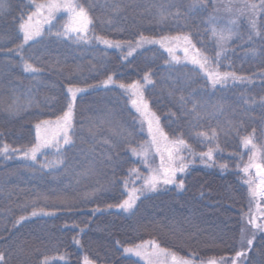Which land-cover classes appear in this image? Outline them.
Listing matches in <instances>:
<instances>
[{"label": "trees", "instance_id": "trees-1", "mask_svg": "<svg viewBox=\"0 0 264 264\" xmlns=\"http://www.w3.org/2000/svg\"><path fill=\"white\" fill-rule=\"evenodd\" d=\"M231 1L232 12L226 11V0H203L195 7L193 0H76L92 19L88 43L58 38L44 27V35L21 50L18 21L33 9L29 0H6L0 14V147L19 152L0 155L4 264H41L45 257L50 264H82L85 258L93 264H144L123 249L149 241L197 261L232 259L242 249L250 196L240 168L250 150L241 139L255 130L258 146L264 136V13L254 18L260 35L252 31L249 38L250 13L242 17L237 11L241 0ZM213 28L232 30L218 63ZM141 35L153 40L187 35L209 57L211 69L243 80L213 88L198 68L168 63L159 44H145L124 59L127 45L106 48L96 40L134 45ZM22 58L39 71L24 72ZM146 73L152 83H144ZM110 75L114 83L104 88ZM133 82L141 84L164 133L170 139L182 136L195 155L183 153L190 161L186 174L178 177L183 191L161 186L124 212L116 205L127 198L123 181L128 170L136 167L147 174L130 151L147 137L128 93L118 87ZM69 86L86 91L75 103L73 144L63 146V162L41 167L57 160L53 148L42 151L36 162L24 159L22 152L35 143V125L66 110ZM13 100L17 103L10 111ZM213 130L215 140L197 135L210 136ZM209 148L213 158L207 165L200 153ZM21 216L25 219L17 224ZM241 264H264V234H255Z\"/></svg>", "mask_w": 264, "mask_h": 264}, {"label": "snow or ice", "instance_id": "snow-or-ice-1", "mask_svg": "<svg viewBox=\"0 0 264 264\" xmlns=\"http://www.w3.org/2000/svg\"><path fill=\"white\" fill-rule=\"evenodd\" d=\"M203 0H193V7L197 3H202ZM30 6L33 9L26 18L22 15L18 21V31L22 35V43L18 46L21 50L24 45H27L30 41H35L37 37L44 35L45 25H49L47 32L54 34L58 38L71 39L74 42L88 43V30L89 25L92 23V19L89 16L87 9L81 6L76 0H29ZM6 0H0V14L6 9ZM225 9L228 12L233 11V4L231 0L229 4L225 5ZM247 10L250 13L251 28L255 35L259 36L260 32L256 29L255 17L257 13H264V0H260L259 4L255 3L254 0H241V6L237 9L240 14H243ZM63 13L66 16V21L62 25L61 29H58L55 33L52 32V28L55 27L53 21L57 19V14ZM176 15H179V9H177ZM163 12L161 13V19H164ZM235 19L231 20L230 23H235ZM212 35L216 37V43L220 49L215 53L216 63L225 49V45L228 40L231 39L232 30L222 29L217 31L215 28L212 29ZM249 38H251V33ZM99 43H102L106 48H116L123 50L124 46L127 45V51L124 59L132 56L136 50L143 47L145 44H159L169 54L168 63L180 64L181 59L175 55L176 47H183L184 61L192 64L198 68L207 77L208 81L215 88L217 85H226L231 79L232 81L243 80L241 77H237L231 72H219L210 68L209 57L201 52L189 36L183 37L177 36L169 39L168 37H162L159 40L148 39L141 35L139 39L135 41L133 45L132 41H112L96 37ZM9 51H12L9 49ZM191 53V54H190ZM19 55V52L16 53ZM23 71L26 73H37L39 69L32 63L23 60ZM144 83H152L150 74H145ZM114 83L113 77L110 75L106 80L102 82L104 88H108ZM118 87L125 92L130 94L131 104L135 110L145 118L147 123V132L149 136L148 142L139 145L137 147H131L130 151L133 157L138 158L139 162L148 169L147 176H144L140 169L132 167L128 170V174L123 181L125 192H127V198L121 203L117 204L116 207L122 209L124 212H130L135 208L137 200L146 193L157 192L161 189V186H174L176 190L183 191L184 181L178 179V174H184L188 170L190 161H186L184 152H188L190 155L192 149L189 143L182 137H176L170 139L168 135L160 128L159 119L155 117L154 113L149 110L148 103L144 99L142 86L139 82H133L132 84L125 85L119 84ZM86 89L69 86L67 88L68 103L66 110L58 116L55 121L43 120L35 125V143L33 146L22 152V157L26 160L33 162L37 161L38 154L43 149L53 148L55 149L58 158L55 162L48 164H42L41 167H52L56 164L63 162L61 157L63 156V146H69L73 144V121H74V109L77 97L79 94L85 92ZM183 100V97H181ZM17 103L13 100L12 105L9 106V110H13L12 106ZM195 110V106H193ZM143 124V122H142ZM143 130V129H142ZM254 133L245 135L241 139L243 148L250 150L248 163L240 168V171L244 173L247 179L244 183L248 186V193L250 196L249 211L247 213L248 223L258 231L264 232V222L257 223L258 219L264 221V207H261V201H264V149L258 148L254 142ZM203 137L205 140H215L216 131L213 130L209 136L206 132H199L197 134ZM108 143V141H105ZM155 153L159 156V164L153 166L154 160L150 159L151 154ZM10 151L19 152L17 149H9L8 145L0 147V155L5 158H10ZM213 149L209 148L207 152L200 153L201 160L207 158L212 160ZM110 158V157H109ZM255 170L253 175L252 170ZM137 180L142 181L139 187L135 186ZM131 185V187H130ZM255 204L256 211L253 212L252 205ZM112 207V205H109ZM47 214V213H45ZM33 216L37 215L36 212L32 213ZM25 217L21 216L16 222L21 223ZM255 234L251 238L242 240V244L246 247L236 252V255L232 259L215 258L207 261H197L195 257L184 258L168 251L167 249L161 248L155 241L143 242L133 247H125L123 249L126 255L138 257L143 260L145 264H240L241 257L247 259V254L252 250ZM79 243V241H76ZM163 258V259H161ZM63 259V257H60ZM5 256L0 253V264H4ZM41 264H50L48 257H45ZM85 264H89L87 258H85Z\"/></svg>", "mask_w": 264, "mask_h": 264}, {"label": "rangeland", "instance_id": "rangeland-1", "mask_svg": "<svg viewBox=\"0 0 264 264\" xmlns=\"http://www.w3.org/2000/svg\"><path fill=\"white\" fill-rule=\"evenodd\" d=\"M226 1H230V0H226ZM232 2V1H231ZM230 14H233V13H230ZM241 15H244V16H242V17H244V18H246V19H248V12H247V10H245V12L243 13V14H241ZM65 21H66V16H65V14H63V13H58L57 14V19L56 20H54L53 21V24L55 25V27H53L52 28V32L53 33H55L58 29H61L62 28V25L65 23ZM251 25V24H250ZM44 27H46L47 29H48V27H50L49 25H45ZM250 33L253 31L252 30V28L250 27ZM191 54V53H190ZM175 55L178 57V58H180L181 59V63H184V64H187V65H189V66H191V67H193V68H196V67H194L192 64H190V63H187V62H185L184 61V51H183V47H176V49H175ZM168 56H169V54H168ZM173 64H175V63H173ZM203 73V72H202ZM82 94V93H81ZM128 96H129V100H130V107H131V109H132V111L135 113V115L137 116V118L140 120V122H141V124H142V122H143V124H142V128H143V131H144V133H145V135H146V137H147V142H148V140H149V136H148V132H147V123H146V121H145V118L144 117H142L141 115H140V113H138L136 110H135V108L132 106V104H131V98H130V94L128 93ZM150 110V109H149ZM151 112V111H150ZM152 113V112H151ZM50 121H55V120H50ZM160 125V124H159ZM35 135H36V133H35ZM258 148H261V149H264V136H263V138H262V140H261V142L259 143V145L257 146ZM44 150L45 149H43L42 151L44 152ZM39 155V154H38ZM249 158V157H248ZM150 159H152V160H154V164H153V166H156V165H158L159 164V156L155 153V151L153 150V152H152V154H151V157H150ZM205 159H207V158H205ZM202 162L204 163V164H207L208 165V160H202ZM248 163V159L244 162V165L245 164H247ZM243 166V165H242ZM147 170V174H148V169H146ZM252 173H253V175H254V173H255V170L253 169L252 170ZM147 174H146V176H147ZM186 173H184V174H178V177H180V176H184ZM171 186V185H170ZM261 203V207H264V201H261L260 202ZM252 208H253V212H255L256 211V209H255V204H253V206H252ZM245 219V221H244V225H243V229H242V236H241V240H240V244H241V248H244V246H246L245 244H242V240H246L247 238H251L252 236H253V234H264V232H261V231H258V230H256V229H254L253 227H252V225L251 224H249L248 223V218H247V215H246V217L244 218ZM257 223H261V222H264V221H262L261 219H258L257 221H256ZM128 256H130V255H128ZM130 257H132V258H134V259H137V260H140L138 257H134V256H130ZM161 259H163V258H161ZM141 262H143L144 264H145V262L143 261V260H140ZM244 261V257H241V260H240V264L242 263ZM89 262V261H88ZM82 264H85V261H83L82 262ZM89 264H93V263H90L89 262Z\"/></svg>", "mask_w": 264, "mask_h": 264}]
</instances>
